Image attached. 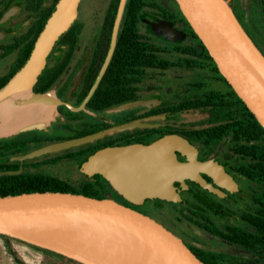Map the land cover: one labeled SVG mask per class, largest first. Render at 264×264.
Here are the masks:
<instances>
[{"label":"flooded vegetation","instance_id":"1","mask_svg":"<svg viewBox=\"0 0 264 264\" xmlns=\"http://www.w3.org/2000/svg\"><path fill=\"white\" fill-rule=\"evenodd\" d=\"M57 1L0 0V84L29 55ZM225 1L264 56V0ZM120 4L121 0H80L70 32L53 47L45 67L63 66L57 82L63 75L64 79L54 95L66 104L57 107L53 125L62 122L65 108L79 115L74 124L95 129L92 134L103 133L95 141L125 146L149 144L167 134L184 138L194 148L196 162L207 164L197 170L202 184L188 179L177 184L176 203L154 199L133 205L117 194L111 197L161 224L204 264H264L263 132L252 126L250 111L196 47L174 0L124 1L113 52L95 86L109 54ZM126 39L133 44L132 56L144 59L132 58L123 68L132 77L134 72L140 76L104 80L117 45ZM83 65L79 85L66 98ZM111 86L116 87L115 95L102 96L99 106L122 102L97 111L88 108L98 89L105 95ZM123 124L135 127L114 132ZM14 157L8 161L17 162L10 160ZM176 158L187 162L183 155ZM9 256L13 264H24L10 251ZM70 261L51 254L37 263L75 264Z\"/></svg>","mask_w":264,"mask_h":264},{"label":"water","instance_id":"2","mask_svg":"<svg viewBox=\"0 0 264 264\" xmlns=\"http://www.w3.org/2000/svg\"><path fill=\"white\" fill-rule=\"evenodd\" d=\"M124 1L121 0L109 54L95 86L113 52ZM174 1L219 74L264 130V56L245 33L228 3L225 0ZM79 2L57 1L26 61L0 88V139L27 131H46L58 115L57 107L66 105L54 95L64 75L45 93H35L33 87L53 47L73 23ZM83 68L84 65L66 98H70L79 85ZM4 125L9 127L7 131L2 130ZM133 127L134 124H123L114 132ZM102 137L103 133H95L47 144L11 158L20 163L19 170L2 172L0 176L20 174L26 160L58 154ZM178 155L185 156L187 162H179ZM200 167L206 169L207 164L196 162L195 150L188 141L167 134L149 144L102 148L88 156L79 171L89 178L100 176L125 201L140 205L154 199L178 202L175 186L184 179L202 184L196 178ZM0 237L78 264H204L161 224L116 202L109 193L103 198L62 192L1 196ZM3 250L0 248V257L5 254ZM33 255L30 252L20 256ZM12 256L20 262L13 253Z\"/></svg>","mask_w":264,"mask_h":264},{"label":"trees","instance_id":"3","mask_svg":"<svg viewBox=\"0 0 264 264\" xmlns=\"http://www.w3.org/2000/svg\"><path fill=\"white\" fill-rule=\"evenodd\" d=\"M185 24L187 23L185 22ZM187 31L195 41L196 47L202 51V54L205 56L208 62L213 64L206 50L204 49L200 41L197 39V37L192 33L189 27H187ZM69 32L70 30L68 29L62 37H65ZM131 46H133V44H130L129 40L127 39L125 40V43H119L117 45L115 56L113 57L111 66L108 72L106 73L104 80H130L131 78L137 79L140 76L139 72H134V77H132L133 73H131L128 69L123 68L124 66L128 67L129 64L132 63V58H134L135 62L144 59V57H142L143 55L136 54L135 56H132V52L129 50ZM27 57L28 53L22 58L18 66L13 71H11L6 76V78H4V81L0 84V88L3 87L8 82V80L20 69V67L26 61ZM62 71L63 66L61 68L57 67V69H49V67H45L42 74L38 78L37 83L33 87V92L45 93L49 91L59 79L60 75L62 74ZM221 79H223V77H221ZM108 88L109 92L105 95H102L100 89H98L90 100V102L88 103V108L97 111L103 107H110L122 102H110L104 105L103 107H100L99 100L102 98V96L111 97L115 95L114 91L116 90V87L111 86ZM61 115L63 117L62 122H59L57 126H54V128L57 132H66L65 135H57L56 137H54L53 135H49L44 131H32L27 136H24V138L18 135L9 139L0 140V146L3 147V149L0 150V173L17 172L19 169V162H9L8 158L28 153L30 151L31 144L35 143L42 147L53 142H60L63 140L84 137L86 135H90L96 132L95 129H85L78 123L74 124L73 122L75 120H78V114L70 113L64 108L61 109ZM247 115L250 119V123L252 124V126L260 129L264 135V130L257 123L252 114L247 113ZM112 146L115 145L95 141L94 143H88L76 148L60 152L53 159L49 158V156H45L42 159H33L26 161L23 164V170L20 174L0 176V197L6 195L14 196L23 193L35 192H62L71 194H82L84 196L93 198H103L104 195L108 193L116 195V193L111 189L109 184L100 176L95 175L94 177L89 178L82 175L79 171L80 165L86 160L88 156L102 148ZM67 160L75 162L77 172L79 174V180L70 181L67 179L58 178L51 174L35 171L37 168L53 165L58 162H65ZM5 240L7 241V238H5ZM47 254L51 255V253ZM70 262L75 263L73 261Z\"/></svg>","mask_w":264,"mask_h":264},{"label":"rangeland","instance_id":"4","mask_svg":"<svg viewBox=\"0 0 264 264\" xmlns=\"http://www.w3.org/2000/svg\"><path fill=\"white\" fill-rule=\"evenodd\" d=\"M54 122V121H53ZM53 122H51V124H49V126H47V128L50 127V125H53ZM32 131H27L23 134H19L20 137L27 136L29 133H31ZM47 134L49 135H53L54 137H56L57 135H65L66 132L62 131L57 132L54 128V125L51 126L49 129H47ZM18 136V135H16ZM13 136V137H16ZM12 137H8V138H3L0 140H5V139H9ZM38 147L40 148V145L37 144H31L30 145V151H33L35 149H38ZM29 151V152H30ZM58 154H52V155H46L49 156V158H55ZM45 157V156H43ZM43 157H39V158H35V159H42ZM80 169V167H79ZM36 172H41V173H47V174H51L53 176H56L58 178H62V179H67L70 181H75V180H79V174L77 172V168H76V164L75 162L71 161V160H67L65 162H58L56 164L53 165H49V166H45V167H41V168H37L35 170ZM29 249H33V256L31 257H24V256H20L21 254H24L26 252V247L23 243L21 242H17L15 240H10L7 239V241L5 240V237L2 238L0 237V248L4 249L3 251H5V254L3 253V255H1L0 260V264H13L10 256H9V251L11 253H13L15 255V257L24 264H38L37 262L40 259H43L45 256H50L49 254L45 253L44 250H38L34 247L31 246H27ZM17 252V253H15ZM20 254V255H19ZM6 256V257H5ZM8 260L10 261V263L8 262ZM46 260H48V258H46Z\"/></svg>","mask_w":264,"mask_h":264},{"label":"bare ground","instance_id":"5","mask_svg":"<svg viewBox=\"0 0 264 264\" xmlns=\"http://www.w3.org/2000/svg\"><path fill=\"white\" fill-rule=\"evenodd\" d=\"M7 125H4L3 127H2V130L3 131H7L8 129H9V127H8V129H7ZM17 242H19V241H17ZM22 243V242H21ZM24 245H25V249H26V252L25 253H30V252H32L33 253V249L31 250V249H29L27 246H31V245H28V244H25V243H23ZM31 247H33V246H31ZM35 248V247H34Z\"/></svg>","mask_w":264,"mask_h":264}]
</instances>
